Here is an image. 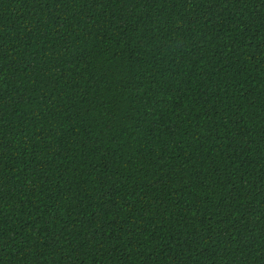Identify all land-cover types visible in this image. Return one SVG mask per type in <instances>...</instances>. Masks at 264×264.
<instances>
[{
    "label": "trees",
    "instance_id": "1",
    "mask_svg": "<svg viewBox=\"0 0 264 264\" xmlns=\"http://www.w3.org/2000/svg\"><path fill=\"white\" fill-rule=\"evenodd\" d=\"M0 264H264V0H0Z\"/></svg>",
    "mask_w": 264,
    "mask_h": 264
}]
</instances>
